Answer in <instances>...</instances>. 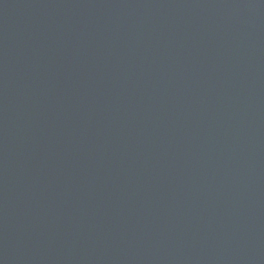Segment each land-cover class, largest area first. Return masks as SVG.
<instances>
[{"label":"water","instance_id":"obj_1","mask_svg":"<svg viewBox=\"0 0 264 264\" xmlns=\"http://www.w3.org/2000/svg\"><path fill=\"white\" fill-rule=\"evenodd\" d=\"M0 264H264V0H0Z\"/></svg>","mask_w":264,"mask_h":264}]
</instances>
